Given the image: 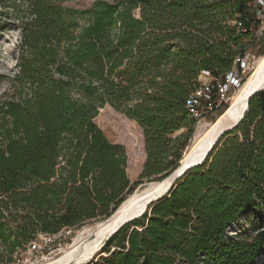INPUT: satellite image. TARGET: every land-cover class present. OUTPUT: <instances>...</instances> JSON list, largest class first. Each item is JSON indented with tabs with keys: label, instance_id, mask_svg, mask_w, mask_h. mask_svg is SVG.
Masks as SVG:
<instances>
[{
	"label": "trees",
	"instance_id": "obj_1",
	"mask_svg": "<svg viewBox=\"0 0 264 264\" xmlns=\"http://www.w3.org/2000/svg\"><path fill=\"white\" fill-rule=\"evenodd\" d=\"M4 1L28 12L13 93L0 102V264H14L40 235L109 218L136 189L124 146L95 122L106 105L143 130L142 179L178 168L198 124L190 95L203 71L223 76L245 55L252 33L232 22L249 29L254 18L250 0ZM244 214L258 234L226 235ZM263 222L261 90L202 165L85 264H256Z\"/></svg>",
	"mask_w": 264,
	"mask_h": 264
},
{
	"label": "rangeland",
	"instance_id": "obj_2",
	"mask_svg": "<svg viewBox=\"0 0 264 264\" xmlns=\"http://www.w3.org/2000/svg\"><path fill=\"white\" fill-rule=\"evenodd\" d=\"M94 1L95 0H69L65 2V5L80 10H86L92 6ZM9 5V2L0 0V102L13 93L10 80L19 72L22 36L21 17L28 13L26 5H21L18 9H14ZM250 10L255 12V6H253V4H250ZM256 29V32L251 36L252 40L249 42V46L245 52L250 60L245 82L255 71L259 58L264 55V32H257L258 27ZM208 79L209 78L205 79V77L202 78L203 81ZM239 90L240 89L234 93L230 103L226 105V107L228 106L227 109L223 113L221 112L224 109L219 112L208 114L201 123L197 124L191 144L185 149L184 155L192 150L199 136L207 132L229 109L233 102V98ZM95 122L104 131L110 141L123 145L126 150L128 158L127 172L131 182L136 184V189L128 194L127 198L135 191L144 189L151 182H160L164 180H147L141 178L147 155L145 151L144 133L136 121L128 118L125 114L117 111L112 106L106 105L100 110ZM177 134H180V132ZM103 220L105 219L90 221L80 228L66 230L63 233L65 235L49 244H46L42 234L38 237L35 244L26 247L24 251L20 252L14 263L44 264L58 259L84 228L92 227L95 223ZM253 220L257 221L255 215H240L238 219L228 227L226 235L234 237L257 235V231L251 228ZM260 227L264 229V222ZM245 231L247 233H245ZM256 264H264V254L257 258Z\"/></svg>",
	"mask_w": 264,
	"mask_h": 264
},
{
	"label": "bare ground",
	"instance_id": "obj_3",
	"mask_svg": "<svg viewBox=\"0 0 264 264\" xmlns=\"http://www.w3.org/2000/svg\"><path fill=\"white\" fill-rule=\"evenodd\" d=\"M258 88H264V55L259 58L255 71L233 98L229 109L207 132L199 136L192 150L184 155L181 167L174 175L160 182H151L144 189L135 191L109 218L84 228L60 258L44 264H84L94 259L103 242L116 227L142 211L150 200L166 192L177 174L206 154L218 135L243 115L247 109L248 96Z\"/></svg>",
	"mask_w": 264,
	"mask_h": 264
},
{
	"label": "built area",
	"instance_id": "obj_4",
	"mask_svg": "<svg viewBox=\"0 0 264 264\" xmlns=\"http://www.w3.org/2000/svg\"><path fill=\"white\" fill-rule=\"evenodd\" d=\"M250 4L255 6L253 12L254 24L248 29L243 22L235 20L232 22L243 32H264V0H250ZM250 60L245 55H238L235 59V65L232 70L223 76H213L210 71H203L200 76L199 87L190 95L188 100V110L190 114L201 123L208 114L222 111L230 103L234 93L244 84L246 74L249 70ZM209 78L203 81L202 78ZM73 228H64L56 234H43L46 244L60 239L66 230ZM38 239V238H37ZM36 240L30 242L27 247L36 243ZM15 264V263H14Z\"/></svg>",
	"mask_w": 264,
	"mask_h": 264
},
{
	"label": "water",
	"instance_id": "obj_5",
	"mask_svg": "<svg viewBox=\"0 0 264 264\" xmlns=\"http://www.w3.org/2000/svg\"><path fill=\"white\" fill-rule=\"evenodd\" d=\"M261 90H264V88H258L256 90H254L249 96H248V99H247V109H248V106H249V100L250 98L255 94L257 93L258 91H261ZM247 109L245 110V112L243 113V115L237 119L233 124H231L229 127H227L226 129H224L220 135H218V137L215 139V141L212 143V145L210 146V148L208 149V151L206 152L205 155L201 156L199 159H197L195 162L191 163L189 166L185 167L179 174H177V176L174 178L172 184L170 185L169 189L164 192L163 194L159 195L158 197L150 200L148 202V204L146 205V207L140 211L139 213L133 215L132 217H130L129 219H126L124 220L118 227L115 228V230L109 235V237L103 242L102 246L100 247V252L96 255V257L94 258L95 260H97L98 258H100L101 256H103L104 254H102V249L103 247H105V245L107 244V242L110 240V238L115 234L117 233L122 227H124L126 224H129L131 222H133L134 220L138 219V218H141L142 216L145 215V213L149 210V206L156 202L158 199L162 198L163 196H165L169 191L170 189L172 188V186L174 185V183L180 179L184 174H186L187 172H189L190 170L202 165L205 160L207 159V157L209 156V154L214 150V148L216 147V145L218 144V142L220 141V139L228 132L234 130L237 125L241 122V120L244 118L245 116V113L247 111ZM181 167V161H180V164L178 166V168L176 170H174L172 172V174H170L169 176H167L165 179L171 177L172 175H174V173ZM115 250V248L113 249Z\"/></svg>",
	"mask_w": 264,
	"mask_h": 264
}]
</instances>
